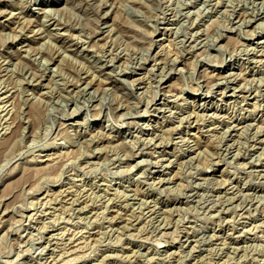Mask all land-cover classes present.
<instances>
[{"label":"rangeland","instance_id":"rangeland-1","mask_svg":"<svg viewBox=\"0 0 264 264\" xmlns=\"http://www.w3.org/2000/svg\"><path fill=\"white\" fill-rule=\"evenodd\" d=\"M0 264H264V0H0Z\"/></svg>","mask_w":264,"mask_h":264}]
</instances>
